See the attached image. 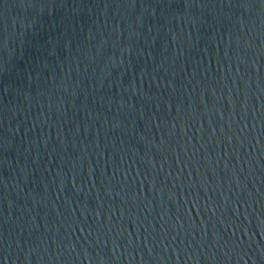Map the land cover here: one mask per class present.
Masks as SVG:
<instances>
[{
  "label": "water",
  "instance_id": "95a60500",
  "mask_svg": "<svg viewBox=\"0 0 264 264\" xmlns=\"http://www.w3.org/2000/svg\"><path fill=\"white\" fill-rule=\"evenodd\" d=\"M0 264H264V0H0Z\"/></svg>",
  "mask_w": 264,
  "mask_h": 264
}]
</instances>
